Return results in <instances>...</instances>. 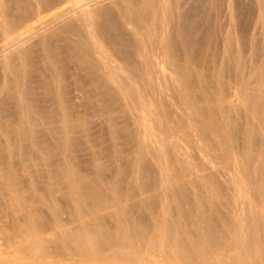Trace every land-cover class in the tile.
Listing matches in <instances>:
<instances>
[{
    "label": "rangeland",
    "instance_id": "1",
    "mask_svg": "<svg viewBox=\"0 0 264 264\" xmlns=\"http://www.w3.org/2000/svg\"><path fill=\"white\" fill-rule=\"evenodd\" d=\"M56 1L0 0V264H264V0Z\"/></svg>",
    "mask_w": 264,
    "mask_h": 264
},
{
    "label": "bare ground",
    "instance_id": "2",
    "mask_svg": "<svg viewBox=\"0 0 264 264\" xmlns=\"http://www.w3.org/2000/svg\"><path fill=\"white\" fill-rule=\"evenodd\" d=\"M61 1H62V0H61ZM65 1H68V2L71 1V2H72V0H65ZM56 2H57V1H56ZM57 3H58V5L60 4V3H59V0H58ZM57 3H52V5H50V6H48V7H50V8L52 7V8H53V6L55 7V5H56ZM0 4H1V2H0ZM37 4H38V3H37ZM86 5H88V4H87V0H77V2H76V3L74 2V4H72L71 6H73V7H77V8H81V7L86 6ZM44 7H45V6H44ZM44 7H42V9H43ZM48 7H47L48 10H46V11H49V10H50V8H48ZM36 9H37V8H36ZM42 9H41V7H40V8L37 9V12L35 13V15L32 14V15H27L26 17H24V18H23V21H21L20 24H16V23H15V25L12 24V25H13V26L11 25L12 28H11V27L9 28V26H6V25H5V27H8L7 29L4 27L5 29H4V33H3V35H4L5 39H9L10 36H12L13 34H15V32H16L17 30H19V28H21V26H23L26 22H28V20H30L32 17H33V20L35 19L34 17L39 18L40 20H39V19H38V20L41 22V17H40V16L42 15V13H44L43 11L45 10V9H43V10H42ZM53 9H54V8H53ZM50 11H51V10H50ZM61 12H62V11H58L56 14H53V13H52L51 16L55 18L56 16L60 15ZM47 14H48V13H47ZM87 14H88V13H87ZM230 15H231V14H230ZM44 16H45V15H44ZM46 16H47V15H46ZM85 16H86V15H85ZM88 16L90 17V15H88ZM233 16H234V15H233ZM89 17H88V18H89ZM90 18L93 19V16L90 17ZM230 18H231V22H232V23L235 22V24H236V21H233L234 18H232V15L230 16ZM89 20H90V19H89ZM91 21H93V20H90V21L87 20V21H86V17H85V22H86V24L89 22V24L91 23L90 25H92V27H93V24H92V23H93L94 21H93V22H91ZM130 21H131V20H130ZM130 21H129V22H130ZM127 22H128V21H127ZM131 22H132V21H131ZM131 22H130V23H131ZM140 22H141V21H140ZM219 22H220V21H219ZM130 23H129V24H130ZM141 23L144 24V23H143V20H142ZM40 24H42V22H41ZM131 24H132V23H131ZM142 24H140V25H142ZM221 24H222V23H221ZM221 24L219 23V26H220ZM233 24H234V23H233ZM233 24H231V25H233ZM34 25H35V23H34ZM127 25H128V24H127ZM86 26H87L86 28L88 29V25H86ZM128 26H129V25H128ZM143 26H144V25H143ZM143 26H142V27H143ZM216 26H217V25H216ZM219 26H218V27H219ZM235 26H236V25H235ZM235 26H233V27L231 26V27L234 28ZM147 27H148V26H147ZM147 27H146V29H147ZM221 27H222V26H221ZM223 27H224V25H223ZM223 27H222V29H224ZM144 28H145V27H144ZM89 29H91V27H90ZM92 29H94V28H92ZM92 29L89 30L90 32H89V34H87V36L90 35V36H89L90 38H88V39H89V40L91 39L90 42H93L92 44L95 45V47H96V49H97L96 51L99 53V54L97 53V56L100 55V56H101V59H104V60H103V61H104V67H105V65H106L107 63H110V62L113 63V65L111 66V68L118 67V66H117V64H118V63H117V60H116L115 58H113V57H114L113 55L111 56V54H109L110 51L107 52L108 49H106V46H105V45L103 46V45L101 44V42L98 41L100 38L98 37V35H96L97 33H96V34L93 33V30H92ZM133 29H134V28H133ZM156 29H157V28H156ZM222 29H221V28H218V31H217V28L214 29L213 35L210 36V37L208 38V43H207L208 46H211V45H212V43H213V38H215L217 35H219L221 32H223ZM230 29H231V28H230ZM34 30H35V26H32V25L26 26V28L23 29V31L19 34V36L17 35L16 39H18L19 37H20V39H22V37H25L24 35L27 36V35L30 34V32H32V31H34ZM150 30H151V29H150ZM150 30H148L147 32H149ZM153 30H154V29H153ZM19 31H20V30H19ZM87 31H88V30H86V32H87ZM136 31H137V30H136ZM136 31H135V33H136ZM139 31H140V30H139ZM162 31L165 33V35H167V32H168V31H166V25H164V27L162 28ZM94 32H96V31L94 30ZM141 32H145V31H141ZM150 32H151V31H150ZM233 32H236V34L233 33ZM233 32L231 31V33H233V36L235 37L234 42L239 44V41H238V33H237L238 31H237V30H236V31L233 30ZM133 33H134V32H133ZM138 33H139V32H138ZM218 33H219V34H218ZM231 33H230V34H231ZM16 34H17V33H16ZM144 34H145V33H143V34L141 33V35H144ZM147 34H148V33H147ZM147 34H146V35H147ZM149 34H151V33H149ZM222 34H223V33H221V35H222ZM228 34H229V32H228ZM95 35H96V36H95ZM161 35H163V34H161ZM221 35H220V36H221ZM144 36H145V35H144ZM149 36H150V35H148V37H149ZM138 37H140V33H139V36H138ZM141 37H142V39H143V36H141ZM141 37H140V39H141ZM161 37H164V36H161ZM14 38H15V37H14ZM14 38H13V40H14ZM97 38H99V39H97ZM146 38H147V36H146ZM146 38L144 37V41L146 40ZM217 38H218V36L216 37L215 40H217ZM138 39H139V38H138ZM140 39H139V40H140ZM147 39L149 40V41H148V40H147V41L150 42V39H151V38H150V39L147 38ZM163 39H164L165 44L163 45L162 43H160V44L163 45V47H162L163 50H162L161 48L158 47V49H161V51L163 52V53H162V52L159 51V52L162 54V56H161V55H157V54H156V51L154 52L155 55H154V53H152V55L149 54V52H150L149 50H151V49L153 48V46H154V45H153V46L151 47L150 45H152L153 43H152V44H151V42L149 43V44H150V45H149V48H150V49H148V46L146 45V43H145L143 40H142V44H141V41L138 42V43L140 44V45H139L140 56H141L142 58H144V60H146V61H144V60H143V61H140L141 63L143 62V63H142L143 65H144V62H145L144 70H145V74H146L148 77L143 75V76H144V79H145V77H146L147 79H149L150 77H153V78H154V76H153V72H154V71L156 72V69H158V71L160 70V71L163 72V73L166 72V67H167V64H166V63H168L167 61L170 62V60H171V59L167 60L168 58L166 59V57H167L166 55H169V54H170V53L168 54L167 52L170 51V49H169L170 47H169V46H171V44L168 46L169 43L165 40L166 37L162 38V41H163ZM89 40H88V41H89ZM151 40H152V39H151ZM152 42H153V41H152ZM160 42H161V40H160ZM164 42H163V43H164ZM214 42H215L214 44H216V41H214ZM103 43H104V41H103ZM167 43H168V44H167ZM158 45H159V44H158ZM216 46H217V44H216ZM104 47H105V48H104ZM93 48H94V46H93ZM171 48H172V47H171ZM207 48H208V47H207ZM208 49H209V48H208ZM153 50H157V49H154V48H153ZM152 52H153V51H152ZM150 53H151V52H150ZM157 53H158V51H157ZM160 53H159V54H160ZM148 55H149L150 57H148ZM163 55H164V56H163ZM170 55H171V54H170ZM170 55H169V56H170ZM151 56H152L153 59L151 58ZM169 56H168V57H169ZM145 57H147L148 59H145ZM202 57H204V56H202ZM202 57H200V59H201ZM149 58H151L152 60H150ZM99 59H100V58H99ZM202 59H204V62L206 63L205 60H207L208 58L205 59V57H204V58H202ZM193 60H194V59H193ZM101 61H102V60H101ZM103 61H102V62H103ZM186 61H187V59H186ZM199 61H200V60H199ZM201 61H203V60H201ZM197 62H198V61L196 60V64H197ZM204 62H200V63H203V64H204ZM208 62H209V61H207V63H208ZM100 63H101V62H100ZM141 63H140V65H141ZM193 63H195V60L193 61ZM198 63H199V62H198ZM101 64H102V63H101ZM203 64H202V65H203ZM102 65H103V64H102ZM107 65H108V64H107ZM110 65H111V64H110ZM143 65H142V67H143ZM204 66H205V65H204ZM140 67H141V66H140ZM142 67H141V70H142ZM106 69H107V68H106ZM144 70H143L142 72H144ZM153 70H154V71H153ZM155 72H154V73H155ZM163 73H161V74H163ZM155 74H158V73L156 72ZM155 74H154V75H155ZM143 76H141V79H142ZM156 76H157V75H155V77H156ZM110 78H111V77H110ZM153 78H151V79L153 80ZM157 78H158V76L156 77V79H157ZM151 79H149V80L151 81ZM154 79H155V78H154ZM142 80H143V79H142ZM149 80H148V81H149ZM122 92H123V90H122ZM124 93H125V92H124ZM122 94H123V93H122ZM123 95H125V94H123ZM143 120L145 121V119H143ZM144 123H145V122H144ZM240 181H241V179H240ZM232 183H233V182H232ZM235 183H236V182H235ZM235 183H234V184H235ZM242 183H244V182L242 181ZM244 184H245V183H244ZM235 185H236V184H235ZM235 185H234V187H236ZM237 185H239V184L237 183ZM241 187H245V188L247 189L246 185H245V186H241V185H239V188L242 190ZM237 188H238V186H237ZM239 188L237 189L238 191L240 190ZM245 188H244V190H245ZM234 191H235V189H234ZM239 192H241V191H239ZM242 192H244V191H242ZM236 194H238L237 196H238L239 198H241V197L239 196L240 193H237V192H236ZM242 194H243V193H242ZM242 194H241V195H242ZM244 196H245V192H244ZM244 196H243V197H244ZM248 198H249V197H248ZM250 198H251V197H250ZM249 200H250V199H249ZM251 202H252V201H251ZM239 220H242V219H239ZM238 224H239V222H238ZM241 224H242V221H241V223H240V226L243 227V225H241ZM238 227H239V226H237V228H238ZM243 228H244V227H243ZM235 230H236V227H235ZM239 230H240V229H239ZM236 231H237V230H236ZM241 232L244 234L243 229H242ZM237 233H239V231H237V232L235 233V234H236L235 236H237V238H238V237L242 238V239L239 238L240 241H241V240H244V238L242 237L243 234L241 233V234H242V235H241V234L239 233V234H240V236H239V234L237 235ZM84 240H86L90 245L92 244V240H91V239H88V240H87V239H84ZM240 241H239V242H240ZM87 242H85L84 244H86ZM244 242H245V240H244ZM82 243H83V241H82ZM236 243H237V242H236ZM241 243H243V242H241ZM81 245H82V244H81ZM81 245H80V246H81ZM86 245H87V244H86ZM86 245H85V246H86ZM80 248H82V247H80ZM83 249H84V248H83ZM83 249H82V250H83ZM86 250H87V248H85V251H86ZM85 251H84V252H85ZM81 252H83V251H81ZM126 260H127V259H125V261H126ZM128 260H130V258H128ZM105 262H106V261H105ZM107 262L109 263V261H107ZM121 262H122V261H120L119 263L121 264ZM126 262H127V261H126ZM108 263H107V264H108ZM104 264H106V263H104ZM110 264H112V263L110 262ZM116 264H117V263H116Z\"/></svg>",
    "mask_w": 264,
    "mask_h": 264
}]
</instances>
